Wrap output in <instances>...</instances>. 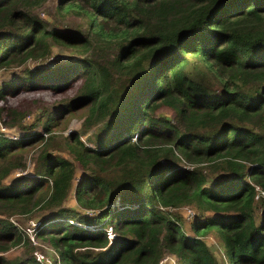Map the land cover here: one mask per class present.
Returning a JSON list of instances; mask_svg holds the SVG:
<instances>
[{
  "label": "trees",
  "instance_id": "obj_1",
  "mask_svg": "<svg viewBox=\"0 0 264 264\" xmlns=\"http://www.w3.org/2000/svg\"><path fill=\"white\" fill-rule=\"evenodd\" d=\"M48 1L0 0V120L20 133L0 131V264H42L11 218L34 211L51 264H219L213 233L229 264H264V0H55L75 29ZM55 45L76 57L51 65ZM70 80L33 123L9 102Z\"/></svg>",
  "mask_w": 264,
  "mask_h": 264
},
{
  "label": "rangeland",
  "instance_id": "obj_2",
  "mask_svg": "<svg viewBox=\"0 0 264 264\" xmlns=\"http://www.w3.org/2000/svg\"><path fill=\"white\" fill-rule=\"evenodd\" d=\"M38 15L40 18H42L45 21H48V24L51 25V28L53 26H58L62 28H70L75 29V25L78 24V20L75 16L67 15L62 17L56 10V1L55 0H49L43 7H41L38 11ZM69 29V30H70ZM71 34V33H68ZM53 55L54 57L48 60L47 62L51 65L53 64H62L64 61L71 60L72 57H76L71 51H68L60 46L55 45L53 47ZM56 64V65H57ZM30 66H33L34 63H29ZM17 70L16 69H10L9 72L0 75V83L3 81H7L12 78V75H16ZM81 74H77L76 78H79ZM77 85L76 82L72 83V80L67 82L66 84L59 87L55 92H33L32 94H17L16 96L12 97L10 99V103L14 106L20 107V113L23 115L21 116V121L25 124L33 123L37 115L42 111L43 108L49 107L50 103L54 101V99L64 98L69 99L76 95ZM41 95H45L46 98H42ZM84 105L86 104H79L74 107V114L68 117V120L62 124V126L57 129L54 133L57 135H64L67 136V134L73 132V131H80L81 122L84 116L83 110ZM1 128H4L3 132L10 134L11 136H19V131L17 128H7L0 120V130ZM40 127H38V130ZM53 133V134H54ZM83 139L85 140L86 137L84 136ZM36 148L31 147L27 150L26 154V163L27 167L24 171H18L22 172L21 174H27L33 171L34 168V156L36 153ZM19 174L14 173V176H18ZM212 175V174H211ZM13 176V177H14ZM73 190H74V184L71 189V194L69 196L68 201L66 202V206L74 208L78 211H80V207L75 204L74 197H73ZM259 200L260 199H255ZM262 203H258V214H260L261 209L263 208ZM185 209V218L187 219V223L194 221V216L197 215V212H195L192 208H182ZM191 209L193 211L192 217L187 216V210ZM13 221L17 224V226L22 229L23 231L26 230L29 237L31 238V242L33 245H36L38 247L37 250L41 251L44 254L45 259L47 262L50 263L52 261H59V258H56L54 255V251L47 246L46 242L38 243L37 239L34 237V231L36 228V225L39 223V220L42 219V214L38 213L37 211H34L31 215H24L22 217L16 216L11 217ZM109 238L111 234L110 227H107ZM37 232V230H36ZM211 243L214 245L215 255L219 262V264H229L227 261V257L224 254V250L221 244L220 239L216 235V233H213L211 236L208 237ZM46 244V245H45ZM24 249L19 247L12 249L7 253L8 256H17L21 255L23 253ZM33 256V255H32ZM47 257V258H46ZM176 258L173 255L167 254L164 259L159 264H176Z\"/></svg>",
  "mask_w": 264,
  "mask_h": 264
},
{
  "label": "built area",
  "instance_id": "obj_3",
  "mask_svg": "<svg viewBox=\"0 0 264 264\" xmlns=\"http://www.w3.org/2000/svg\"><path fill=\"white\" fill-rule=\"evenodd\" d=\"M4 128H1L0 131H3ZM255 190H256V193H255V199H264V191L262 189H260L258 186H255ZM187 210V216H191L192 217V214H193V211L191 209H186ZM38 249V248H37ZM35 249L34 252H33V255L35 256V259L39 262H41L42 264H51L49 261L47 262V260L45 259L44 257V254ZM47 258V257H46Z\"/></svg>",
  "mask_w": 264,
  "mask_h": 264
}]
</instances>
